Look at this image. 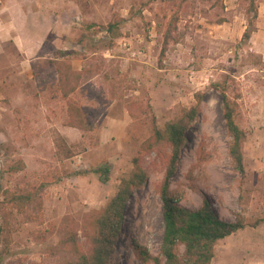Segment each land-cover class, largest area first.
Masks as SVG:
<instances>
[{"label":"rangeland","instance_id":"1","mask_svg":"<svg viewBox=\"0 0 264 264\" xmlns=\"http://www.w3.org/2000/svg\"><path fill=\"white\" fill-rule=\"evenodd\" d=\"M256 1V31L243 42L248 0H0V199L6 188L35 185L42 201L23 212L0 206V264H70L59 243L65 219L100 209L130 170L152 116L163 126L197 91L205 99L171 188L188 209L206 200L226 220L264 216V5ZM174 11L177 42L161 57ZM110 22L118 23L115 37L104 30ZM61 59L83 72L71 98L91 131L66 125ZM224 75L240 95L244 177L232 168L220 94L210 86ZM16 161L24 168L9 171ZM144 165L149 176L127 202L114 264H144L134 243L159 253L163 167L155 153ZM79 241L87 248L80 232ZM212 264H264V222L218 241Z\"/></svg>","mask_w":264,"mask_h":264},{"label":"trees","instance_id":"2","mask_svg":"<svg viewBox=\"0 0 264 264\" xmlns=\"http://www.w3.org/2000/svg\"><path fill=\"white\" fill-rule=\"evenodd\" d=\"M248 2L245 10L247 26L241 39L243 42L249 41L256 31L255 22L258 17L257 1ZM178 20V12L174 11L166 22L162 33L161 57L171 42H177L175 33ZM117 28V22H110L104 26V30L114 37L117 35ZM55 70L58 90L67 104L66 125L78 128L82 132L91 131L87 113L71 98L81 82L83 72L74 69L65 59L55 60ZM223 77L220 81L212 82L210 86L220 94L224 126L229 137L227 153L232 168L244 177L247 171L244 165L243 145L247 136L238 121L240 95L232 83V77L230 75ZM204 99L205 92H195V102L190 107L181 109L163 126H158L155 117L152 116L150 133L139 144L131 158L130 170L120 178L115 193L100 209L88 213L81 221L65 219L59 243L63 251L72 255L73 261L70 264H114L127 202L133 192L147 182L149 174L144 159L152 153H155L163 167V176L156 185V192L162 201L164 230L157 255H152L137 243L133 244L135 255L144 264H212L218 241L246 226L255 227L264 222V216L253 221L245 220L240 215L235 221L226 220L220 217L206 200L200 207L188 209L180 204L183 192L171 188L173 177L182 161L187 133L200 114ZM23 168L22 161H16L8 167L12 172ZM40 190L41 187L35 185L28 189L6 188L2 191L0 206L16 212H23L31 204L41 207ZM79 232L84 237L87 248L80 243Z\"/></svg>","mask_w":264,"mask_h":264},{"label":"crops","instance_id":"3","mask_svg":"<svg viewBox=\"0 0 264 264\" xmlns=\"http://www.w3.org/2000/svg\"><path fill=\"white\" fill-rule=\"evenodd\" d=\"M260 4L261 5H264V0H263V2H260ZM0 12H2V10H0ZM261 15V6L260 7H258V15Z\"/></svg>","mask_w":264,"mask_h":264}]
</instances>
